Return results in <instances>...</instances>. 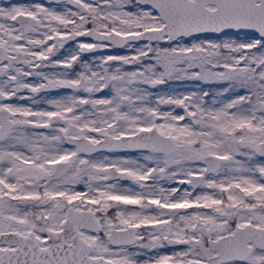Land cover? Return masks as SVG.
<instances>
[{
	"label": "snow or ice",
	"instance_id": "6c2138e0",
	"mask_svg": "<svg viewBox=\"0 0 264 264\" xmlns=\"http://www.w3.org/2000/svg\"><path fill=\"white\" fill-rule=\"evenodd\" d=\"M0 264H264V0H0Z\"/></svg>",
	"mask_w": 264,
	"mask_h": 264
}]
</instances>
